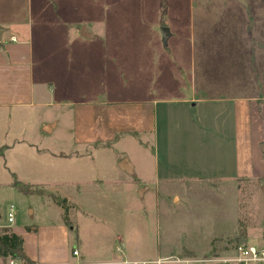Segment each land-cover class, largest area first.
I'll return each instance as SVG.
<instances>
[{"label": "rangeland", "instance_id": "374dc122", "mask_svg": "<svg viewBox=\"0 0 264 264\" xmlns=\"http://www.w3.org/2000/svg\"><path fill=\"white\" fill-rule=\"evenodd\" d=\"M245 1L247 6L236 0H0V20L9 24V32L27 23L36 50L39 44L47 45L49 51L43 59L36 58L35 68L37 78L48 80L52 91L55 16L64 13L70 25H85L97 35L92 45L84 47L89 42L79 38L73 42L77 102L99 93L101 100L149 99L152 87L169 86L164 69L178 72L177 66L182 69L176 77L183 82V93L194 80L199 95L205 87L208 97H263L264 0ZM164 27L172 33L166 44ZM104 44L110 45L108 51ZM159 109L156 151L158 142L151 134H120L111 145L72 149L60 159L53 152L70 140L65 126L71 124L69 113L58 130L33 146L28 161L42 171L38 182L75 184L74 247L96 260L116 253L117 246L136 259L150 258L161 248L159 255L199 260L225 256L240 243L262 244L264 180L232 179L231 172L218 169L206 173L198 159L191 166L183 159L185 152H197L200 140L186 131L184 109L171 106L168 116ZM167 141L173 146V168L163 186L156 177V163L160 159L164 168L161 145ZM206 150L229 169L228 148L221 156L213 148ZM123 157L136 167V176L116 168ZM3 165L1 160L0 170ZM56 166L67 172L62 174L65 178L58 179ZM20 174L18 180L28 181L21 170ZM160 180L167 182L162 176ZM141 188L146 191L143 196ZM38 201L19 194L1 205L14 204L17 220L27 218L28 206Z\"/></svg>", "mask_w": 264, "mask_h": 264}, {"label": "crops", "instance_id": "0c3cea01", "mask_svg": "<svg viewBox=\"0 0 264 264\" xmlns=\"http://www.w3.org/2000/svg\"><path fill=\"white\" fill-rule=\"evenodd\" d=\"M65 16L59 12L53 22V91L48 80L38 79L36 76V58L43 59L44 53L49 51L47 45L39 44L36 50L32 32L26 29L27 23H20L9 32V24L0 20V161L4 164V169L0 170V205L3 200L22 194L13 186L15 180L37 186L68 201V217L72 227L65 224L64 210L60 206L51 198L39 195H24L38 197L39 201L35 207L28 206L27 218L17 217L13 225L7 223L6 208L1 205L0 225L22 238L24 253L33 264H118L122 261H146L165 256L159 255L161 248H158L150 258H131L124 247L117 246L118 255L111 252L103 258L105 260H96L77 250L73 245V219L77 214L75 184L38 182L36 178L42 171L37 167L31 168L28 161L33 146L45 135H52L58 130L65 113H69L71 119V124L65 125L70 132V140L59 143L58 150L53 152L60 159L63 154L69 155L72 149L111 145L120 134H151L158 142L159 108L164 110V116H168L171 106H181L186 114V131L193 134L197 141L200 140L195 146L197 152L186 150L183 159L187 163L192 166L193 161L198 159L199 164H204V169H201L206 173L218 169L223 173L231 172L232 179L264 180V96L208 97L205 95V87L200 90L199 95L194 80L188 83L189 87L183 93V82H180L178 75L176 77L182 69L177 66L175 70L178 72H171L168 67L164 69L169 86L166 89L162 84L157 90L152 87L149 99L101 100L99 93L97 97L77 102L74 95L78 91L73 81L78 78V73L74 65L76 57L73 42L79 38L89 42L83 43L84 47L92 45L97 35L85 25H70ZM11 37H16V41L12 42ZM171 38L172 33L167 41ZM105 48L108 51L110 45L104 44L103 49ZM164 122L166 129H169L166 117ZM62 128H65L64 125L61 130ZM161 146L164 168L161 169L159 159V163H156V177L159 185L164 186L169 183L168 174L173 168V146L169 141ZM156 147H159V142L154 151ZM207 148H213L216 156H221L222 150L228 148L232 162L229 169L222 165L223 159L213 160ZM115 165L121 173L136 176V167L128 158L118 159ZM19 169L28 181L18 180L17 177L22 178ZM55 170L58 172V179L65 178L62 174L67 172L61 171L57 166ZM160 176L167 178V182L160 183ZM140 191L142 196L146 192L145 188ZM118 239L121 243L120 237ZM74 251L78 254L73 255ZM9 260L3 263L0 259V264H6Z\"/></svg>", "mask_w": 264, "mask_h": 264}, {"label": "built area", "instance_id": "2783aa9c", "mask_svg": "<svg viewBox=\"0 0 264 264\" xmlns=\"http://www.w3.org/2000/svg\"><path fill=\"white\" fill-rule=\"evenodd\" d=\"M15 42L16 37H11ZM16 207L9 204L6 207L5 219L9 225L15 223ZM0 213V219H1ZM3 227L0 225V235ZM118 251L120 249L118 248ZM78 252L74 251L73 255ZM6 264H20V262L10 259ZM85 264V263H82ZM118 264H264V238L262 244L251 245L249 243L237 244L233 250L225 256H212L211 258L196 259L193 257L180 258L176 256H159L156 259L146 261H122Z\"/></svg>", "mask_w": 264, "mask_h": 264}, {"label": "trees", "instance_id": "16d2710c", "mask_svg": "<svg viewBox=\"0 0 264 264\" xmlns=\"http://www.w3.org/2000/svg\"><path fill=\"white\" fill-rule=\"evenodd\" d=\"M163 2H166V0H163ZM13 186L17 188L20 193L26 196L39 195L51 198L58 206H60L64 210L65 224L69 227H72V223L70 222L68 217L70 204L65 198L57 194L48 193L43 188L27 185L17 180L14 181ZM0 259L3 263L8 259H13L16 261H22L27 264H33V262L24 253L22 238L14 234L9 228H3L0 235Z\"/></svg>", "mask_w": 264, "mask_h": 264}, {"label": "water", "instance_id": "95a60500", "mask_svg": "<svg viewBox=\"0 0 264 264\" xmlns=\"http://www.w3.org/2000/svg\"><path fill=\"white\" fill-rule=\"evenodd\" d=\"M236 1H238V2L242 3L243 5L247 6V3H246L245 0H236ZM162 33H163V42H164V44H166V42L168 40V37L170 36V32H169V30L167 28L164 27L162 29Z\"/></svg>", "mask_w": 264, "mask_h": 264}]
</instances>
